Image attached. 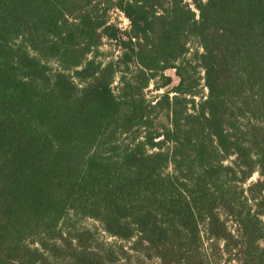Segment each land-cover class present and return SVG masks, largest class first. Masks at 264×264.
Instances as JSON below:
<instances>
[{
	"label": "trees",
	"instance_id": "obj_1",
	"mask_svg": "<svg viewBox=\"0 0 264 264\" xmlns=\"http://www.w3.org/2000/svg\"><path fill=\"white\" fill-rule=\"evenodd\" d=\"M153 263L264 264V0H0V264Z\"/></svg>",
	"mask_w": 264,
	"mask_h": 264
},
{
	"label": "rangeland",
	"instance_id": "obj_2",
	"mask_svg": "<svg viewBox=\"0 0 264 264\" xmlns=\"http://www.w3.org/2000/svg\"><path fill=\"white\" fill-rule=\"evenodd\" d=\"M111 18H112V22L121 30H127L128 29V22L126 21V19L119 13V12H112L111 13ZM104 50H111L112 52L115 51L114 47L111 46V44H106L103 48ZM166 75L170 76L173 80V82L175 83L176 82V78L174 77V73L173 71H168L166 72ZM152 88L153 86H150L149 87V91L147 92V96L148 97H151L152 95L154 94H157V93H161L160 92H153L152 91ZM152 91V92H151ZM257 178L256 175H254L252 178H251V181H254L255 179ZM82 224L87 227V228H91L93 229L95 226L97 227V224L92 222L91 220H86V221H83ZM100 238L101 240L105 241L106 243H109V244H114L116 241L111 239V238H108L107 236H105L103 233L100 232ZM119 244V243H117ZM154 264V263H153Z\"/></svg>",
	"mask_w": 264,
	"mask_h": 264
},
{
	"label": "built area",
	"instance_id": "obj_3",
	"mask_svg": "<svg viewBox=\"0 0 264 264\" xmlns=\"http://www.w3.org/2000/svg\"><path fill=\"white\" fill-rule=\"evenodd\" d=\"M127 21V20H126ZM128 22V21H127Z\"/></svg>",
	"mask_w": 264,
	"mask_h": 264
}]
</instances>
